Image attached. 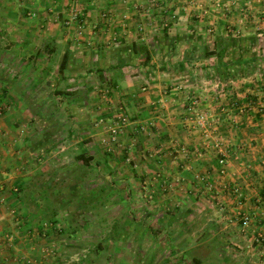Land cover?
Segmentation results:
<instances>
[{"label": "crops", "instance_id": "0c3cea01", "mask_svg": "<svg viewBox=\"0 0 264 264\" xmlns=\"http://www.w3.org/2000/svg\"><path fill=\"white\" fill-rule=\"evenodd\" d=\"M0 42V264H264V0H0ZM54 106L127 124L54 142Z\"/></svg>", "mask_w": 264, "mask_h": 264}, {"label": "rangeland", "instance_id": "374dc122", "mask_svg": "<svg viewBox=\"0 0 264 264\" xmlns=\"http://www.w3.org/2000/svg\"><path fill=\"white\" fill-rule=\"evenodd\" d=\"M65 22H68L67 20L63 21V26L65 27H68L69 24H65ZM69 23V22H68ZM5 39H7L8 41H10V38L9 37H4ZM6 43V41H4ZM4 42H0V45H3ZM16 53L11 51L10 53H0V61H1V66H0V75L5 77V79H8V80H11L13 78H16L19 76V74L21 73L22 77H27L28 75V71H22L19 72V68L14 66V61L16 60ZM14 66V67H13ZM22 66H20L21 68ZM54 71H57V68H53ZM39 71H42L41 69H39ZM63 70L60 69V73H62ZM25 72V73H24ZM24 73V75H23ZM40 77L43 76V73H40L39 74ZM13 81V80H12ZM67 85V84H66ZM87 87V84L85 85ZM92 87V86H91ZM49 93H52L51 92V87H49V89H42V96L43 95H46L47 97L43 98L38 102L39 105H42L44 104L45 102H48L51 100V96L49 95ZM54 95V93H52ZM67 101V100H66ZM59 102V101H58ZM92 102H99V101H96V100H92L90 98V100H88V103L90 105H92ZM1 103L2 100L0 101V118H7L8 120L9 119H13L14 116H10V113L5 109V106L2 105ZM4 104V103H3ZM105 106L107 104H111L110 101L108 100H104L103 103ZM109 106V105H108ZM91 107V106H90ZM4 108V109H3ZM60 109H61V106L60 107H53V111H54V116H46V112L41 110V113L40 115H37V120L32 119V123H35L36 125H40L41 128H45L47 130L48 129H52L53 130V140L54 142L57 141V140H60V138H66L67 134H66V129L68 127H73V126H76V125H79L80 127V130H81V133L82 135H80L81 137H83L85 139V143L87 144L88 140L87 138L91 136V132H89L90 129H93L95 128V124L97 125V127H100L102 125V127H114V129H112L111 133L112 135L114 134L113 131L117 129H122L123 127L125 126H120V123H121V118L125 117L123 114H118V115H109L108 113H103L102 110H100V112L102 113H98L96 116H92V115H88L87 113L85 114H82L81 116H79L78 114H76V111L75 112H70L68 114V116H66V120H65V116L64 114H61L60 113ZM105 111H107L105 109ZM117 114V113H116ZM89 116V117H88ZM24 118V122H23V125H27L28 121H30L31 119L29 117H22ZM51 118H55L53 120H51ZM112 121V123H109V121ZM120 122V123H119ZM31 123V124H32ZM202 128V127H201ZM63 129V130H62ZM55 131V132H54ZM61 131V132H60ZM117 133H115L114 135L116 136ZM91 139V138H90ZM89 139V140H90ZM111 139L109 138V140H105L104 141V144H106V146L104 147V150H101L103 151V154L106 155L108 157L109 154H113L112 151L108 150L109 149V146H107L110 142ZM68 142L69 143H66V147L67 150H65L63 152L64 155H68V157L71 159L73 158H76L77 155H81L83 152L87 153L86 155H88L90 152L85 149L84 151L81 150L78 146V144L76 143V137H72V135H69L68 137ZM89 147H91L90 145H88ZM103 149V148H102ZM57 151V150H56ZM56 151H55V156L56 155H59V154H56ZM120 154H123V150L121 151ZM101 155V154H100ZM116 155V154H115ZM54 156V157H55ZM109 159V157H108ZM85 167H87L85 164H84ZM124 167V166H122ZM89 169L85 168L82 172L85 173V175H89L87 178H89L90 180H88L87 182L83 181V183L86 184V186H83L81 187L83 190L81 192V202L84 203V210L82 213H79V215H84L82 217V219H86L85 221L86 222H91L92 220L93 221H96L95 217L92 218V210L90 211L89 210V206L87 205V201H88V198L85 197V194L86 195H89L90 197V194L92 191L91 188H93V179H92V175L94 173L92 167H88ZM104 170H106L107 172L110 171L109 168H108V165L104 166L103 167ZM107 181V180H106ZM106 181H102L101 184H104L106 183ZM107 187V186H105ZM89 191V193L87 192ZM106 193V191L102 192V198L103 197H108L107 195H104ZM91 198V197H90ZM93 198V197H92ZM87 199V200H86ZM56 199L53 197L51 198V203H50V206H51V210L53 211L55 208H57V204L55 203ZM60 208V207H59ZM62 208V206H61ZM62 210V209H61ZM91 214V215H90ZM53 217L57 216V213L54 212L53 213ZM14 216V219L17 218L20 220V216L16 213L13 214ZM81 221L83 224L85 223V221ZM94 228L92 226H87V227H84L82 229L81 234L82 236L84 237H87V238H90V239H93L92 237L95 235L94 234ZM87 261H85L84 264H86ZM222 263L221 260L219 259H215V260H211V261H208L206 264H220Z\"/></svg>", "mask_w": 264, "mask_h": 264}, {"label": "built area", "instance_id": "2783aa9c", "mask_svg": "<svg viewBox=\"0 0 264 264\" xmlns=\"http://www.w3.org/2000/svg\"><path fill=\"white\" fill-rule=\"evenodd\" d=\"M65 24H67V23H65ZM69 24V23H68ZM120 123V122H119ZM127 124V119H126V117H123V118H121V123H120V126L122 127V126H125ZM197 125L198 126H200V127H202V128H205L206 127V125H207V122H206V117L204 116V115H198L197 116ZM117 130L118 129H116L115 131H113L114 132V134L117 132ZM219 164L222 166V168L224 167V165H225V160H220V162H219ZM224 171L223 170H221V174L223 173ZM249 223H250V218L249 217H243L242 218V225L244 226V227H247L248 225H249ZM255 243H257V244H261V243H263L264 242V233L262 232V233H259V234H257V236L255 237V241H254Z\"/></svg>", "mask_w": 264, "mask_h": 264}, {"label": "trees", "instance_id": "16d2710c", "mask_svg": "<svg viewBox=\"0 0 264 264\" xmlns=\"http://www.w3.org/2000/svg\"><path fill=\"white\" fill-rule=\"evenodd\" d=\"M63 66H64V64H62V67L60 68L61 70H63ZM85 152H83L80 156H79V158L80 159H82L83 160V162H84V164L86 165V166H88L89 165V163L92 161V158H88V157H85Z\"/></svg>", "mask_w": 264, "mask_h": 264}]
</instances>
